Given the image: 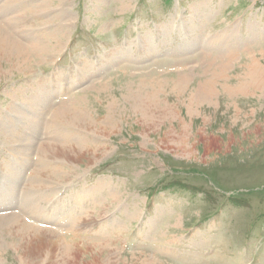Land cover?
I'll use <instances>...</instances> for the list:
<instances>
[{"label": "rangeland", "instance_id": "374dc122", "mask_svg": "<svg viewBox=\"0 0 264 264\" xmlns=\"http://www.w3.org/2000/svg\"><path fill=\"white\" fill-rule=\"evenodd\" d=\"M28 1L0 0L8 37L47 50L0 62V264H264L262 0H32L39 18L13 22ZM65 140L71 157L41 153ZM44 163L67 178L40 190ZM11 216L61 247L22 256Z\"/></svg>", "mask_w": 264, "mask_h": 264}, {"label": "bare ground", "instance_id": "6f19581e", "mask_svg": "<svg viewBox=\"0 0 264 264\" xmlns=\"http://www.w3.org/2000/svg\"><path fill=\"white\" fill-rule=\"evenodd\" d=\"M18 1V0H17ZM11 2V1H10ZM15 2V1H14ZM22 2V1H21ZM29 2V1H28ZM18 2H16V4H17ZM39 3V2H38ZM6 5H11V3H9V4H6ZM40 4H35V2H32V0H31V3L29 2V3H25V4H23V5H21L20 7H22L23 6V10L24 9H29V11L28 10H26V11H28L27 12V15H17V17L14 19V21L13 22H18L19 21V23H21L20 22V20L21 21H25V22H28L29 20V18H28V14L30 13V14H32V16H34L36 19H38L39 18V14H40V11L38 10L37 12H35L33 9H38V8H40L41 6H39ZM4 7V6H3ZM13 7V5H11V7L9 8V10L10 9H13L12 8ZM198 8V7H197ZM8 9V8H7ZM199 9V8H198ZM3 11V10H2ZM6 12V11H5ZM42 12V11H41ZM24 13H25V11H24ZM196 16V15H195ZM200 16V15H199ZM3 21L7 24V26H8V24H10L11 23V25H12V22H11V20H8V19H6V18H4L3 19ZM34 21V20H33ZM4 22H1L3 25H5V23ZM24 22V23H25ZM20 27V26H19ZM5 28L4 27H2V26H0V62L2 61V60H4L3 62H5L6 61V63L7 64H9L12 68H14L15 66H20L18 69H21L22 71H27V70H29L30 69V67H31V65L28 63V61H27V57H28V55H29V52H34V51H36V52H38V53H40L43 57H46L47 55H46V52H47V50H46V47L44 46V42L41 40V39H39L38 38V41L37 42H33L35 45L34 46H31L30 48H26V47H24V46H22L21 44H19L17 41H14L13 39H11V37H8V35L6 34V32H5V30H4ZM7 30V29H6ZM162 30H160V32H161ZM193 31H194V33H197V29H193ZM164 31H162V33H163ZM192 35V34H191ZM54 38V37H53ZM214 42V41H213ZM57 43V45H58V42H56ZM46 45V44H45ZM144 46V45H143ZM146 46H147V44H146ZM144 47V56L145 57H147L149 54H150V51H149V47L147 48V47ZM34 48V49H33ZM42 48V49H41ZM48 48V47H47ZM33 49V50H32ZM29 51V52H28ZM226 52V51H225ZM143 55V54H142ZM113 59V58H112ZM48 60V59H47ZM104 63H110V62H104ZM24 65V66H23ZM252 73H254L253 71H249L248 73H247V78L251 75L252 76ZM248 74H250V75H248ZM210 84V83H209ZM39 85V84H38ZM38 85H37V87H38ZM208 85V84H207ZM211 85V87L210 88H213L212 87V84H210ZM205 86H206V84H205ZM209 86V85H208ZM41 87V86H40ZM202 91H203V89H202ZM201 90H199V92L200 93H202L203 94V92H202ZM206 91H204V93H205ZM209 92H212V89L209 91ZM213 93V92H212ZM201 94V95H202ZM208 95H209V93H208ZM210 96H212V94H210ZM199 97V96H198ZM197 97V98H198ZM203 97H204V94H203ZM59 113H57V111L55 112V114H54V116H53V119L55 120V119H58L59 121H61V122H67V113L66 112H61V111H58ZM73 113V115L75 114V116H77L79 113L78 112H72ZM56 121V120H55ZM57 123H58V121H56ZM56 123V124H57ZM64 124V123H63ZM12 133V132H11ZM12 135V134H11ZM64 140V139H63ZM65 142V143H64ZM63 142V144L66 146V147H63V148H61V149H59V148H55V147H51V146H43V147H41V153L43 154V153H45V154H50V152L51 153H55L54 155L56 156V154H59V153H62L61 155L63 156V157H65V158H67V157H71V155L69 154V152L67 151V150H69L70 151V149H74L73 147H72V145H70L69 143H68V141L66 142V140ZM59 150L61 151V152H59ZM75 154V153H74ZM48 156V155H47ZM42 157H45V156H43L42 155ZM46 158V157H45ZM44 161V160H43ZM42 163V162H41ZM38 165V164H37ZM53 167L51 166V165H47V164H42L41 166H39V168H37V170L33 173V178L35 177H37L38 176V186L40 187V190L43 188H47V184H49L50 183V181L51 180H55V183H56V181H57V183L58 182H60V181H62L63 179H65V178H67V177H64V175H59V177L56 175H54V173H55V166H54V169L53 170H51ZM39 169V170H38ZM37 175V176H36ZM57 177V178H56ZM64 177V178H63ZM31 180V179H30ZM69 181V180H68ZM32 182V181H31ZM47 182H49V183H47ZM64 182H66L67 183V180H65ZM64 182H62V183H64ZM11 183H13V181L11 182ZM29 183V182H28ZM27 183V185H25V189L27 188V186L28 185H30V184H28ZM54 184V183H53ZM55 185V184H54ZM31 186V185H30ZM58 186V185H57ZM35 186H33V188H34ZM56 187V186H55ZM24 189V188H23ZM44 189V190H45ZM28 190L29 191H32V190H34V189H32L31 190V188H28ZM27 190V191H28ZM36 191V190H35ZM27 193V192H26ZM26 193H25V191H24V196H26ZM27 197L28 196H26V202H27ZM85 197V200H86V196H84ZM32 198H33V196H32ZM82 198H83V196L81 195H79V196H77V200H79L80 201V204H78V208L81 206V205H83L84 206V208H85V205H86V201L84 200V202L82 201ZM70 200V199H69ZM37 202V201H36ZM35 202V204L37 205V203ZM85 203V204H84ZM28 204V203H27ZM32 204V202H30V204H29V206ZM33 205V208H36L35 210L33 209V210H29V212H34V215L36 216V215H44V213H42V210H40V212L38 213L37 212V210H38V205L36 206V205H34V204H32ZM27 206V205H26ZM71 206H69V208H70ZM75 209H73V210H67V211H63V217L61 218V220L63 221V223H69V220H71L70 221V224H72V223H76V220H77V222L78 221H80V217H77V218H75V216H74V213H76L77 211H76V206L74 207ZM30 209V208H29ZM41 209V208H40ZM60 210V209H59ZM16 212V211H15ZM36 212V213H35ZM53 212V211H52ZM60 212H62V209L60 210ZM65 212H66V214H65ZM78 214V213H77ZM80 215V214H79ZM54 216V215H53ZM62 216V215H61ZM81 216V215H80ZM45 217H49L47 214H46V216ZM67 218V220L68 221H65V219ZM6 220V222L5 223H7L8 225V227H5V231L3 232V234L5 235V236H7V237H11V238H14L15 240H16V246H19L21 249H22V256H26L27 255V253H28V257H29V255L30 256H33L32 258H34V257H36L40 252H42L44 249H46V250H48L49 251V249H50V252L52 253L53 252V250L56 248V247H61L59 244H58V242H59V240L57 241V238L56 237H58L57 235H55L54 233H52V232H45V235L41 232V231H38V229L37 228H34V227H31V226H28V225H26L25 223H23L21 220H20V217H18V216H11V217H9V218H6L5 219ZM59 222H60V220H59ZM31 227V228H30ZM1 231V230H0ZM106 231V230H105ZM43 235V236H42ZM71 240V239H70ZM61 242V241H60ZM1 243V242H0ZM12 243H15V242H12ZM30 245V246H29ZM28 246L30 247L29 249H28ZM62 247L64 248H62V250L64 251V250H66V247H67V245H62ZM23 249H24V251H23ZM68 249V248H67ZM27 250H28V252H27ZM45 250V251H46ZM35 254H36V256H35ZM40 256V255H39ZM24 258V257H23ZM60 258V257H59ZM64 258V257H63ZM61 260V259H60ZM68 263V262H67ZM140 264H153L152 262H148V261H146V260H142V261H140Z\"/></svg>", "mask_w": 264, "mask_h": 264}]
</instances>
